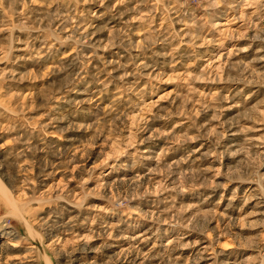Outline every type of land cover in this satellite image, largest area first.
<instances>
[{
  "label": "rangeland",
  "instance_id": "374dc122",
  "mask_svg": "<svg viewBox=\"0 0 264 264\" xmlns=\"http://www.w3.org/2000/svg\"><path fill=\"white\" fill-rule=\"evenodd\" d=\"M0 264H264V0H0Z\"/></svg>",
  "mask_w": 264,
  "mask_h": 264
}]
</instances>
